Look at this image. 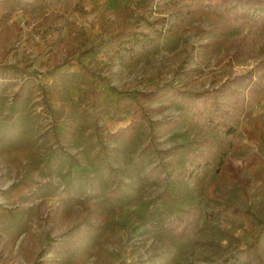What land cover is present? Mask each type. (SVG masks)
I'll use <instances>...</instances> for the list:
<instances>
[{"label":"rangeland","instance_id":"rangeland-1","mask_svg":"<svg viewBox=\"0 0 264 264\" xmlns=\"http://www.w3.org/2000/svg\"><path fill=\"white\" fill-rule=\"evenodd\" d=\"M144 2L8 0L0 8L7 17L0 28V264H220L241 249L256 255L264 226V98L250 118L235 119L231 150L217 126L194 118L187 97L253 69L264 32L254 34L248 56L229 64L238 29L214 31L221 12L196 11L184 32L128 62L110 44ZM50 13L63 16L57 46L42 34ZM180 15L165 16L172 23ZM217 35H224L220 44L202 53L200 45ZM159 86L168 102L148 104L130 139L118 134L137 93ZM92 88L98 107L88 102ZM170 118L174 127L160 126ZM198 143L217 150L211 165L193 180L174 178L194 163ZM196 206L194 230L176 238L173 217ZM247 255L236 264H254Z\"/></svg>","mask_w":264,"mask_h":264},{"label":"trees","instance_id":"trees-1","mask_svg":"<svg viewBox=\"0 0 264 264\" xmlns=\"http://www.w3.org/2000/svg\"><path fill=\"white\" fill-rule=\"evenodd\" d=\"M8 0H0V8ZM47 0H30V2H46ZM264 0H145L138 8L133 21L125 27H121L112 37L110 50L114 53H121L128 62L144 53L148 48L157 43L162 37L173 36L186 30V22L196 11H202L204 14L221 12L223 24L215 27L214 31L224 33L223 26L228 24L238 29L239 36L233 38L229 45L233 49L228 63L238 62L250 54V46L254 40V34L264 32ZM180 11L181 15L172 23H169L166 14ZM60 13H50L47 25L42 29V34L49 44L58 45L62 40V30L59 24L62 19ZM7 23V17L0 13V28H4ZM197 33L209 32L200 26L194 27ZM17 32L20 27L15 26ZM224 39V35H217L208 43L200 45V51L205 53L214 50ZM198 50V51H199ZM262 59L243 75H235L227 78L216 87L204 89L187 97L191 112L200 124L209 128L212 125L222 132L227 149H235L238 143L237 129L234 121L238 116L247 119L252 115V109L264 98V45L260 51ZM166 87L159 86L152 90L140 91L137 93L139 101L134 103L130 112V121L124 127L118 130V134L125 133L126 138L130 139L136 127L148 116L147 105L161 100L162 103L168 102V93ZM23 91L22 84L17 86L14 93V100H18ZM43 97L46 100L49 97L45 93ZM123 98L117 100L120 109H123ZM164 101V102H163ZM89 104L98 107L101 104L99 92L92 88L89 92ZM100 112H104L101 108ZM176 118H170L160 126L174 127L177 124ZM143 145L140 152L146 148ZM196 160L186 168L175 171L174 178L193 180L198 177L201 166H210L213 157L217 154L214 147H209L205 143H198V149L194 151ZM224 152L220 154L218 165L222 162ZM117 187L111 189L115 194ZM163 198L170 196L163 193ZM199 207H189L175 215L172 219L170 228L175 233L176 238L183 239L194 230L196 215ZM256 255L250 258L253 249H241L238 252L231 253L222 259L220 264H236L241 253H247L246 262L253 261L254 264H264V226L257 234L254 242ZM248 252H251L250 255ZM128 264H135L130 262Z\"/></svg>","mask_w":264,"mask_h":264}]
</instances>
